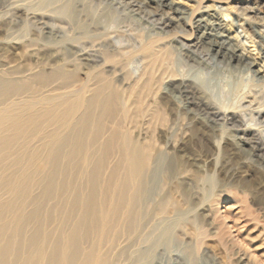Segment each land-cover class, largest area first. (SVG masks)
Returning a JSON list of instances; mask_svg holds the SVG:
<instances>
[{
  "label": "rangeland",
  "instance_id": "1",
  "mask_svg": "<svg viewBox=\"0 0 264 264\" xmlns=\"http://www.w3.org/2000/svg\"><path fill=\"white\" fill-rule=\"evenodd\" d=\"M125 1L81 0L86 4H71L73 18L64 11L66 0L0 4V109L8 106V96L16 97L14 106L21 102L22 114L16 126L10 121L0 125L4 264H37L35 238L47 244L48 252L55 250L60 233L67 235L83 215L87 199L101 203L97 212L111 211L119 187L131 181L124 149L131 143L148 152L140 193L148 215L140 217L136 232L127 231L123 210L136 190L134 183L127 186L120 224L114 226L119 214L112 216L103 236L93 232L88 241H83L86 229H78L83 256L102 254L107 247L105 254L117 257L116 264H259L260 259L264 264V168L253 162L247 144L221 120L212 134L196 122L185 127L186 120H176L171 110L173 101L159 91L145 97L130 82L141 73L147 45L162 48L171 39L192 45L193 18L201 15L208 23L216 18L252 65L229 73L202 47L193 46L208 68L201 67L199 74L195 66L187 68L222 109L242 116L243 126L264 132V117L261 122L255 118L264 111V0H168L178 12L165 8L177 18L165 36L155 33L156 17L132 13ZM47 29L50 37L44 35ZM105 41L111 46H101ZM82 48L95 50L98 61L79 62ZM100 80L110 84L100 88ZM48 96L71 98L73 112L46 121L43 99ZM57 122L64 124L47 125ZM54 130L59 141L43 146Z\"/></svg>",
  "mask_w": 264,
  "mask_h": 264
},
{
  "label": "bare ground",
  "instance_id": "2",
  "mask_svg": "<svg viewBox=\"0 0 264 264\" xmlns=\"http://www.w3.org/2000/svg\"><path fill=\"white\" fill-rule=\"evenodd\" d=\"M8 1L9 0H0V4H6L8 3ZM64 4H68L64 8L65 13L68 15V17L73 18L74 8L71 4L86 3H82L81 0H66ZM124 4L128 6L132 13L140 14L145 12V15L147 16L156 17L159 25L157 27L158 32L156 31L155 33H159L160 35L163 34L165 36V34H167L166 29L169 28L175 20H177L176 16H174L173 14L172 16H169L168 13L165 12V8L172 12H178L177 9L168 2V0H127ZM144 6L146 8H144ZM191 23V30H193L191 31V34L192 32L194 33L195 40L192 45H190L188 42H184L183 40L181 41L180 39H171V42H169L168 46H161L163 49L155 47L154 43V45H147L151 49H143L141 53L143 61L141 73L137 78H133V80L131 79L130 82L136 84L138 86V89L142 91L145 97H151L155 92L159 91L161 98L167 99V101H173L171 110L174 111L176 120H178L179 118L180 120L182 118L186 120V122L184 121L185 127L190 126L192 122H196L202 125V128L204 129H202L203 131L210 132L212 134L215 130L219 129V120L224 123L231 124L233 126L232 130L238 132L236 138L242 143L247 144V152L251 154L253 162L264 168V132H260L252 125L243 126L241 119L242 116L240 117L238 116L239 114L236 115V113L230 112V110L222 109L208 93L207 89L201 85L197 77L190 74V69L187 68L189 66H195L196 69L198 68L196 70L197 74L201 72V67L208 68V63L206 61L207 59H202L201 57H199L193 50V46L202 47L205 52L210 54V59L213 58L214 60H217L223 65V70L229 73L248 70L249 66L252 65V63L247 62L243 59L244 57L239 53L240 51L237 44H235L234 40L227 33V30L225 29L222 21L215 18L211 23H208L201 17V15H196ZM44 35H46V37H50L51 35H53L52 30H45ZM172 43L177 46L176 50L178 57L176 62L175 57H173L172 55L175 45L173 46ZM106 45L108 47L111 46L110 43L106 41L105 43L101 44V46ZM90 50L95 51L93 49ZM92 51H89L88 48H82L78 50L79 62H81L85 66H89V62L98 61L97 56H95ZM172 64H177L178 69H172V67L170 66ZM185 67L187 69H184ZM108 70H113L112 72H115L114 67L112 66H109ZM60 71L61 68H59L56 73L60 75ZM117 75H119V73H117ZM109 84V80H100L99 85L100 88H106V85ZM70 92L71 91H69L68 96ZM79 93L81 94V92ZM79 93L77 95L74 94L76 95L74 98L79 97ZM65 99L66 98H61L58 96H48L43 99V102L46 103V108L44 110L45 113L43 114V116L49 118L46 121H51L53 119L63 117L64 115H69L73 112V105L69 102L71 98H69V100ZM6 100H9V104L8 106L0 109V125L4 121H10L12 122V124H14V126H16V123L19 122L20 117H22V114L18 110L21 102H19L18 106L14 105L18 103L16 102V100H20V98H13L11 96H8ZM26 107L27 106H23L22 110ZM36 111L37 110H34L31 115L35 116ZM151 114L152 113H150V115ZM256 115V120L260 121L264 117V111L259 110L256 112ZM244 119L245 118L243 117V120ZM62 124L64 123L57 122L47 125L52 128H57L61 127ZM58 136L59 134L57 130L51 131L47 135L48 138L44 140L45 143L43 144V146L46 147L54 145L59 141ZM39 145L42 144L40 143ZM128 146L129 147H125L124 149L126 152L125 158L127 165L128 167H130V171L132 172L129 175L128 179L131 181L126 182L119 187L120 193L118 194L116 199H113L114 202L112 210L107 211L106 209H101L99 212H97L96 206L101 207V203L96 201V199H87L83 204V211L81 212L83 215H80V217L76 219V221L74 222L75 225L71 227L67 235L62 236L60 233V236L58 234L60 241L55 250H53L52 252H48L45 249L47 245L46 243L41 245L40 242L36 241V238L34 239L33 259L37 264H116L115 262L118 259L117 257L113 258L114 256L110 257L111 255L108 256L107 254H105L109 251L107 247L106 250L102 252V254L89 252L83 256L80 253L81 241L77 238V232L78 229H86L83 241H88L89 236L93 232H95L98 237H102L105 231V227L111 222L112 216H117L120 212V201L123 198L122 195L126 191L125 189H128L129 186H133L134 184L136 190L129 200V206H127L126 210L122 209L123 217L127 218V231H130V234L136 232V230H138L140 227V220L142 219V217L148 215V209L144 207L146 197L140 194L143 189V183H145L146 181L145 176L147 171L146 169L148 167V152L146 154L145 149L135 145L134 143H131V145L128 144ZM99 169L100 165L96 166L93 173L94 176L97 175ZM90 187L94 192L97 191L95 184H91ZM72 205H74V203H72ZM71 214H73V210L69 211L68 216H70ZM119 217L120 214L117 216V219L115 220L116 225L114 226L120 224ZM90 218L93 219V222L91 224L89 223ZM105 218L106 221L101 223V221ZM7 253L8 247H3L2 245H0V264L5 263L3 259ZM257 262H260L262 264L263 260L260 259Z\"/></svg>",
  "mask_w": 264,
  "mask_h": 264
}]
</instances>
